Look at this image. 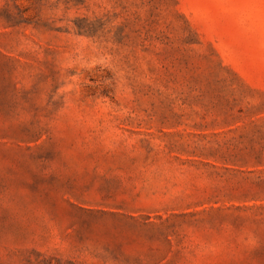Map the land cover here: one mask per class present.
Masks as SVG:
<instances>
[{
  "label": "rangeland",
  "instance_id": "obj_1",
  "mask_svg": "<svg viewBox=\"0 0 264 264\" xmlns=\"http://www.w3.org/2000/svg\"><path fill=\"white\" fill-rule=\"evenodd\" d=\"M0 264H264V0H0Z\"/></svg>",
  "mask_w": 264,
  "mask_h": 264
}]
</instances>
